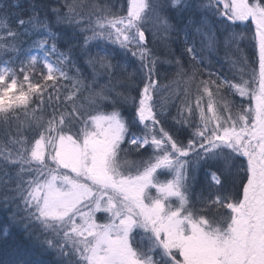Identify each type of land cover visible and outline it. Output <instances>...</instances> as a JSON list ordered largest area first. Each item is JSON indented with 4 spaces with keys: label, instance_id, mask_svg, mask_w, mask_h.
Returning <instances> with one entry per match:
<instances>
[{
    "label": "snow or ice",
    "instance_id": "snow-or-ice-1",
    "mask_svg": "<svg viewBox=\"0 0 264 264\" xmlns=\"http://www.w3.org/2000/svg\"><path fill=\"white\" fill-rule=\"evenodd\" d=\"M24 15L0 22V243L18 225L49 264H264V0H29Z\"/></svg>",
    "mask_w": 264,
    "mask_h": 264
},
{
    "label": "trees",
    "instance_id": "trees-1",
    "mask_svg": "<svg viewBox=\"0 0 264 264\" xmlns=\"http://www.w3.org/2000/svg\"><path fill=\"white\" fill-rule=\"evenodd\" d=\"M37 2H40V0H37ZM81 2L90 4L93 2V0H81ZM29 3V0H0V22L3 23H11V26L15 27V19L16 16L19 15L21 18H26L24 15V9L27 8ZM20 5L19 8L14 7V5ZM11 12L12 15L9 16L8 13ZM2 30V29H0ZM23 40H26L27 37H23ZM182 40V36H181ZM180 44V41L174 42L171 44V47L173 49H177ZM24 48H28L29 45L25 43L23 45ZM36 53V51H33V54ZM158 56L160 57L161 61H169L172 60V55L168 52L167 47L165 46L164 42L162 41L158 45ZM179 54L178 52L176 53ZM2 55V54H0ZM223 52L220 53L219 57H213V70H216L220 67V65L224 62L223 60ZM163 71L167 72L168 75L166 78L163 76L162 72V79L161 84L164 85H170L173 89H177L180 87L179 78L173 76L172 73V67L164 63L163 64ZM177 81V83H173V81ZM99 83L101 85H104L107 83L106 80L100 79ZM109 87H112V85H109ZM116 91H123V89L117 87ZM87 95V93H85ZM163 96H168L167 92L162 93ZM4 129L0 127V140L4 137ZM133 159V158H130ZM207 165H203L197 174V179L194 182V191L195 192H203V195L207 196L209 194V185H210V177L206 175V169ZM9 217L10 212L9 210L4 207L2 204H0V241L5 240L4 237V230L9 224ZM10 235L6 238L7 244L0 243V264H6L9 260H12L14 258L19 259H27L32 262H39V264H49V262L53 259L52 256L48 254H40L39 250L33 249L28 242L24 239V233L23 229L18 225H13L9 228ZM19 246V248H18ZM19 251V256L17 257L15 254Z\"/></svg>",
    "mask_w": 264,
    "mask_h": 264
},
{
    "label": "rangeland",
    "instance_id": "rangeland-1",
    "mask_svg": "<svg viewBox=\"0 0 264 264\" xmlns=\"http://www.w3.org/2000/svg\"><path fill=\"white\" fill-rule=\"evenodd\" d=\"M34 54H36V53H34Z\"/></svg>",
    "mask_w": 264,
    "mask_h": 264
}]
</instances>
